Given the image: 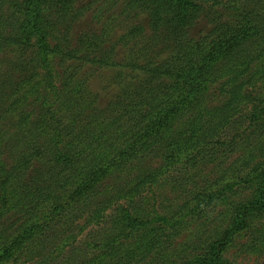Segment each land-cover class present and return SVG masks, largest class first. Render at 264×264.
Returning <instances> with one entry per match:
<instances>
[{
    "label": "trees",
    "instance_id": "16d2710c",
    "mask_svg": "<svg viewBox=\"0 0 264 264\" xmlns=\"http://www.w3.org/2000/svg\"><path fill=\"white\" fill-rule=\"evenodd\" d=\"M124 1L125 11L141 8L147 23L131 25L118 61L119 42L100 48L96 37L83 35L74 45L69 30L59 32L67 0H0V220L14 210L20 221L14 232H0V264H225L234 238L264 214V148L257 195L213 216L212 229L185 248L175 247V237L198 211L199 197L212 201L244 188L243 180L252 183L243 173L247 161L242 171L236 163L224 171V185L209 193L166 181L192 193L195 205L187 200L162 213L147 208L144 196L180 164L193 182L192 171L214 161L225 136L234 149L242 127L264 132L257 90L264 81V0ZM219 9L241 18L217 19L203 35H191L202 12ZM88 65L117 67L122 80L107 102L87 92ZM218 82L223 101L210 105L208 90ZM15 112L22 117L14 123ZM156 146L162 162L141 170ZM111 175L127 183L116 194L112 185L100 190ZM252 234L253 249L264 246V226Z\"/></svg>",
    "mask_w": 264,
    "mask_h": 264
},
{
    "label": "rangeland",
    "instance_id": "374dc122",
    "mask_svg": "<svg viewBox=\"0 0 264 264\" xmlns=\"http://www.w3.org/2000/svg\"><path fill=\"white\" fill-rule=\"evenodd\" d=\"M67 1L68 12H66L67 10L65 11L67 21L63 20L60 23L58 28L59 32L64 33L66 30H69L70 38L74 41V45H78V41L83 35L91 37L92 39L96 37L94 40L100 48L104 47L107 49L111 43L119 42L117 47L118 53H115V55H117L116 59L118 61H122L124 54L128 51L122 46L127 45L126 39H123L122 37H124L126 32L131 28V25L139 22L144 23L145 25L147 23L146 14L141 8H137L131 12L125 11L126 2L124 0H72L71 5L69 0ZM47 9L48 18L53 20V15L56 16V9L52 8L51 6L50 9ZM219 10V14H215L214 16L213 14L208 13V10L202 12L197 25L191 32V35H203L215 25L217 19L236 23L238 19L241 18L238 13H227L225 16H222L226 12L221 9ZM49 11L51 14H49ZM154 51L155 50H151V54H154ZM86 52L87 51H82L78 55H84ZM136 52L139 54V49ZM98 55L101 56L99 51ZM93 56V54L90 55V57ZM136 56L140 57L141 55ZM69 62L73 61L69 60ZM82 73L84 74L82 75V77H84L83 81L86 80V77L88 78V81H85V84L88 87L87 92L92 91L93 93H98L102 98L101 101L104 102H107L108 99H110L112 93L119 89L115 84L116 81L122 80L121 75H119V71H117V67H92L91 65H88L84 67V71H82ZM221 85L222 84L219 82L215 83L208 90L207 103L209 102L210 105L222 103L223 97L221 94ZM257 87L259 94L264 97V81L259 82ZM42 90H44V87H42ZM23 104L26 109H30V101H27ZM20 111L23 112L25 109L20 107ZM20 117H22V114L16 113V116L13 114L10 115L9 118L15 123ZM243 130L244 128L242 127L237 133V141L239 144L236 145L234 149H229L231 137L225 136L223 139L226 140L227 144L223 149L219 150L214 161L198 163V167L192 171V173H194L193 182H187L184 179V177L186 178V175L183 174L184 171H182L184 165L180 164L175 169L171 170L165 178H162L159 183L153 185L150 189H147L144 192V196H146V200L149 202L146 207H150V209L154 210L153 206H155V209L165 213L166 211H170L169 209L171 208H169V206H172L173 209H177L178 203L183 204L185 201L190 200L195 205L196 200L190 199V197H192V193H182L181 189L178 188L176 184L172 185L170 183H166L169 178L171 181L174 179H181V183L185 184L186 188L190 190H188V193H190L192 190L198 192L199 190H203L205 192L204 189H206V193H209L215 187H222L224 185V180L221 179L222 173L228 170L230 167H235V165L237 169H241V171L246 166L243 173H245V175L250 174L251 177H254V181L250 184L249 182H245L243 180L242 184L246 183L244 184L245 187L240 188L236 193H228L221 198L216 197L212 201H208L205 197L200 196L199 199H201V203L200 206H198V211L194 215H187L186 219L182 223L181 231L183 233L175 237V247L177 249L185 248L190 242H194L197 239L195 236L200 234V232H209L212 229L213 222L215 221V217L213 216H216L219 212L225 209H229V207L237 206L240 202H246L257 195L260 187L259 179L257 177V175H259V169L255 170V168H257V161L260 158H263L260 156L262 154L259 152L258 148H264V132L261 133L258 131L250 133V129L246 130V132ZM256 153H258V155ZM160 154L161 150L159 146H156L153 149V155L151 157H145L144 159L142 158V163L144 166L141 167V170L149 166L160 164L162 162ZM243 159L248 163L245 166L242 164ZM2 175L3 174L0 171V176ZM105 181L106 183L102 184L100 190L104 191L105 189L107 190V188L110 189L112 185L117 187L116 189L112 190L115 194L121 189V185L125 186L127 184L125 179H116L114 175H111ZM162 183L164 185H161ZM195 183L199 184V186L197 187L194 185ZM238 185L236 188L240 187V185ZM195 186L197 188H195ZM216 189L217 188H215V191H217ZM228 192H230V190H228ZM119 201L124 203L125 200L121 199ZM137 202H139V199ZM8 212L5 213L2 220H0V232L3 229L12 233L20 225V221L18 220L16 214H12V212L16 211L12 210L11 213ZM261 226H264V214L254 217L252 219V226L249 228V230L245 233L237 235L234 238L233 243L223 253L225 264H264V246H260L258 249H253L254 247L251 246V240L253 238V234L251 235V232H253L257 227ZM91 227L92 226L89 225V229ZM85 231L83 233H85ZM83 233L79 234L78 237L80 238L78 239H84L86 237H81ZM207 236L208 233L204 234V239ZM196 243L198 244V242ZM32 261L33 260L29 262L26 261L24 263L19 261L17 264H29L30 262L32 263Z\"/></svg>",
    "mask_w": 264,
    "mask_h": 264
}]
</instances>
